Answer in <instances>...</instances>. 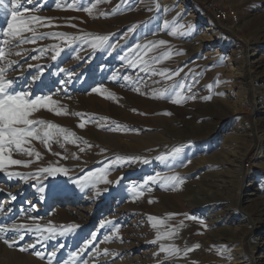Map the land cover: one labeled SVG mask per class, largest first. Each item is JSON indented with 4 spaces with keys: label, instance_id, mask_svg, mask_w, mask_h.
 <instances>
[{
    "label": "rangeland",
    "instance_id": "obj_1",
    "mask_svg": "<svg viewBox=\"0 0 264 264\" xmlns=\"http://www.w3.org/2000/svg\"><path fill=\"white\" fill-rule=\"evenodd\" d=\"M184 3L20 0L16 37L0 5L3 78L50 96L29 118L58 126L5 153L22 164L0 169V264H264V215L237 227L264 212V0Z\"/></svg>",
    "mask_w": 264,
    "mask_h": 264
},
{
    "label": "snow or ice",
    "instance_id": "obj_2",
    "mask_svg": "<svg viewBox=\"0 0 264 264\" xmlns=\"http://www.w3.org/2000/svg\"><path fill=\"white\" fill-rule=\"evenodd\" d=\"M14 8L11 12V21L7 23L6 35L10 37H16L21 34L23 31V25L28 22L22 14L16 10V8L20 7V0H12ZM30 2V0H28ZM4 4V0H0V5ZM37 17H31L29 20H38ZM99 44H103L107 37H97L96 38ZM165 41H159V44H164ZM96 46V45H94ZM3 57V53L0 52V58ZM56 59V56L52 57ZM4 69H0V169L5 167V161H7L10 165H21L22 161L17 159H11L9 156L5 155L7 151L15 147L17 150H23L22 146L27 142L28 138H35L40 129L35 127L34 125H41L44 127V137L47 139H51L53 136V130L57 129L58 126L52 123H46L44 120L34 121L30 119V115L41 107H48L51 104H55L56 102L51 99L50 96L37 97L32 99L30 94L24 91H15L12 87L14 81L12 80H4L3 78ZM163 74V73H161ZM96 91V89H94ZM179 95V93H177ZM174 103H178L179 100H174ZM58 115L60 113H57ZM169 114V113H166ZM83 127V125H80ZM59 131L63 132L64 129H59ZM181 149L175 148L169 154L171 156L179 155ZM31 155V152L28 153ZM38 155V154H37ZM139 159V158H137ZM157 159H165V157L160 156ZM144 163H148L147 160L143 161ZM27 166V165H25ZM42 172H46L48 174H53L57 172L64 171V169L59 168H45L41 170ZM19 175V173H17ZM101 180L107 182L106 176L101 175ZM152 179L151 177L149 178ZM166 181L173 183H182V178L178 176L164 177L162 178ZM23 228V226H21ZM39 230V228H37ZM48 231H53L51 228ZM63 234V233H61ZM20 239H23V234H20ZM160 238V237H158ZM5 243L8 244L9 247H12L13 244L5 238ZM22 251L25 249H21ZM162 251H169V249L162 248ZM37 256H40V253H36ZM55 255V253H53ZM75 256V254H74Z\"/></svg>",
    "mask_w": 264,
    "mask_h": 264
},
{
    "label": "bare ground",
    "instance_id": "obj_3",
    "mask_svg": "<svg viewBox=\"0 0 264 264\" xmlns=\"http://www.w3.org/2000/svg\"><path fill=\"white\" fill-rule=\"evenodd\" d=\"M101 1V0H100ZM178 2V5L176 6L180 11L182 10V12H185V11H187V10H185V11H183L184 10V8H185V3H184V0H174V2ZM100 3V2H99ZM248 4V3H247ZM246 4V5H247ZM245 5V4H244ZM106 6V5H105ZM103 8H104V6H103ZM108 8V7H107ZM247 10L248 9H250L249 7H245ZM102 9V8H101ZM98 10L99 9H96L94 12H98ZM103 12H105V11H103ZM249 12V11H248ZM178 13H179V11H178ZM98 14H99V12H98ZM106 14V13H105ZM187 16L188 17H186V19L188 18V21L189 20H194V15H192L191 14V12H187ZM196 17V16H195ZM92 20V19H91ZM82 22H89V20H81ZM212 30V27H209V26H207L206 27V29H205V33H202V35H200L201 37H200V42L199 43H210L211 42V36L208 34V31H211ZM203 43V44H204ZM200 46V45H199ZM211 46V45H210ZM225 63V62H224ZM222 67H223V65H222ZM225 67V66H224ZM223 67V68H224ZM227 68H228V66H226ZM225 67V68H226ZM230 67V66H229ZM228 75H229V73H228ZM233 84L232 83H226L225 84V87H226V89L224 90V94H226V95H229V96H233V94H234V90H233V86H232ZM233 92V93H232ZM150 93H152L153 94V92L151 91ZM236 99H239V95L236 93ZM243 96V95H242ZM244 96H245V94H244ZM241 100V98L238 100V101H240ZM237 104L236 105H234V107H232V109H229L228 110V112H234V111H236L238 108H240V106H241V104L239 105V103L238 102H236ZM237 106H239L238 108H237ZM125 111V113L126 114H129V111L127 112L126 110H124ZM192 114H194V115H196V113H194V112H191ZM200 117H202V118H204V119H206V116H200ZM257 130H259V132H263L264 131V127H257ZM233 141H232V143H234V142H236L237 141V137L235 136V137H233ZM228 155H224V156H222L223 157V159L222 160H217V163H214V166L215 165H217V164H220V165H223L224 163H228L227 162V160H228V157H227ZM209 181H211V182H214L215 184H216V186H219L218 185V183H217V181H215V178L214 177H212V179L211 180H209ZM220 184V183H219ZM206 186H207V191H208V189L209 190H211L212 191V193L213 194H215L216 193V190L214 189V188H212L210 185H208V184H205ZM214 185V184H213ZM235 185H237L238 186V184H237V182L235 183ZM237 186L235 187V189L237 188ZM238 190H240L239 188H238ZM186 191V188H183V189H180V190H177V191H175V194H176V196L177 197H180L181 195H183L184 194V192ZM177 192H179V195L180 196H178V193ZM238 192H236V194H237ZM238 197V196H237ZM261 197V196H260ZM259 198V197H258ZM175 199V198H174ZM206 202L208 203V204H210V203H215L216 201L215 200H212V199H207L206 200ZM252 203H251V206H252V208H251V210H248L247 212H244V215H245V217H244V222L246 223L245 224V226L247 227V229H243L242 228V226L241 225H238L237 227H239V229H238V232H239V234L241 233L242 235H243V233L244 232H246L247 230H251V227H253L254 229H256L257 227H255L258 223H259V221L261 220V216L262 215H264V212H263V210L261 209V206L263 205V201L261 200V199H256V200H252L251 201ZM190 207H199V206H197L196 204L194 205H190ZM238 232L236 233V236H237V240L238 239H241V236L242 235H239L238 234Z\"/></svg>",
    "mask_w": 264,
    "mask_h": 264
}]
</instances>
